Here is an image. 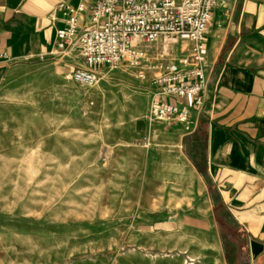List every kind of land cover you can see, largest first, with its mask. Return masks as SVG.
<instances>
[{
    "label": "rangeland",
    "instance_id": "374dc122",
    "mask_svg": "<svg viewBox=\"0 0 264 264\" xmlns=\"http://www.w3.org/2000/svg\"><path fill=\"white\" fill-rule=\"evenodd\" d=\"M182 55L157 43L137 68H100L93 88L71 80L76 55L0 81V264H222L208 229L152 228L200 187L204 144L151 116L155 76Z\"/></svg>",
    "mask_w": 264,
    "mask_h": 264
},
{
    "label": "crops",
    "instance_id": "0c3cea01",
    "mask_svg": "<svg viewBox=\"0 0 264 264\" xmlns=\"http://www.w3.org/2000/svg\"><path fill=\"white\" fill-rule=\"evenodd\" d=\"M63 3L86 4L79 28L90 25L92 0H0V81L54 50ZM206 60L203 106L182 102L190 106V135L204 144L195 206L159 214L152 228L180 232L192 222L193 234L213 232L218 262L264 264V0H219Z\"/></svg>",
    "mask_w": 264,
    "mask_h": 264
},
{
    "label": "built area",
    "instance_id": "2783aa9c",
    "mask_svg": "<svg viewBox=\"0 0 264 264\" xmlns=\"http://www.w3.org/2000/svg\"><path fill=\"white\" fill-rule=\"evenodd\" d=\"M219 0H92L90 25L79 28L86 4H60L65 28L56 33L54 50L41 61L58 58L82 62L71 80L87 88L100 81V68L139 67L157 43L182 46L176 65L158 71L153 84L157 96L154 120L172 119L191 129L190 106H203L208 88L207 38ZM173 99L176 102H169Z\"/></svg>",
    "mask_w": 264,
    "mask_h": 264
}]
</instances>
